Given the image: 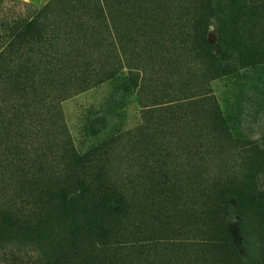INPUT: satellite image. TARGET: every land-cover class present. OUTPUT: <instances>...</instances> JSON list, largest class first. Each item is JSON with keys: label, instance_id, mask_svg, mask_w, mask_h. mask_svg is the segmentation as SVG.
<instances>
[{"label": "rangeland", "instance_id": "1", "mask_svg": "<svg viewBox=\"0 0 264 264\" xmlns=\"http://www.w3.org/2000/svg\"><path fill=\"white\" fill-rule=\"evenodd\" d=\"M0 264H264V0H0Z\"/></svg>", "mask_w": 264, "mask_h": 264}, {"label": "trees", "instance_id": "2", "mask_svg": "<svg viewBox=\"0 0 264 264\" xmlns=\"http://www.w3.org/2000/svg\"><path fill=\"white\" fill-rule=\"evenodd\" d=\"M100 205L97 206L96 210L98 209H102V208H106L108 205H106V203H99Z\"/></svg>", "mask_w": 264, "mask_h": 264}]
</instances>
